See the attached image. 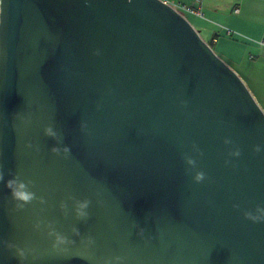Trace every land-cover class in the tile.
<instances>
[{
    "label": "water",
    "instance_id": "obj_1",
    "mask_svg": "<svg viewBox=\"0 0 264 264\" xmlns=\"http://www.w3.org/2000/svg\"><path fill=\"white\" fill-rule=\"evenodd\" d=\"M0 264H264V111L169 5L0 0Z\"/></svg>",
    "mask_w": 264,
    "mask_h": 264
},
{
    "label": "crops",
    "instance_id": "obj_2",
    "mask_svg": "<svg viewBox=\"0 0 264 264\" xmlns=\"http://www.w3.org/2000/svg\"><path fill=\"white\" fill-rule=\"evenodd\" d=\"M199 9L187 19L264 111V0H200Z\"/></svg>",
    "mask_w": 264,
    "mask_h": 264
},
{
    "label": "built area",
    "instance_id": "obj_3",
    "mask_svg": "<svg viewBox=\"0 0 264 264\" xmlns=\"http://www.w3.org/2000/svg\"><path fill=\"white\" fill-rule=\"evenodd\" d=\"M171 8H173L176 12L186 17L189 15H200L199 3L200 0H159ZM237 11V10H236Z\"/></svg>",
    "mask_w": 264,
    "mask_h": 264
},
{
    "label": "clouds",
    "instance_id": "obj_4",
    "mask_svg": "<svg viewBox=\"0 0 264 264\" xmlns=\"http://www.w3.org/2000/svg\"><path fill=\"white\" fill-rule=\"evenodd\" d=\"M46 134L53 135L54 133L52 132L51 129H45ZM238 155V153H236ZM189 164H193L194 161L189 160ZM197 181L203 179V174L202 173H197L196 176L194 177ZM6 186L12 190L13 185L15 184L17 190H12V195L14 199L23 201V202H28L30 199H32V194L23 191L26 188V185L23 182H19L16 180H8L5 182ZM85 205H81V207H84Z\"/></svg>",
    "mask_w": 264,
    "mask_h": 264
},
{
    "label": "trees",
    "instance_id": "obj_5",
    "mask_svg": "<svg viewBox=\"0 0 264 264\" xmlns=\"http://www.w3.org/2000/svg\"><path fill=\"white\" fill-rule=\"evenodd\" d=\"M209 45H210V46L212 45L211 41H210ZM211 47H212V46H211Z\"/></svg>",
    "mask_w": 264,
    "mask_h": 264
},
{
    "label": "rangeland",
    "instance_id": "obj_6",
    "mask_svg": "<svg viewBox=\"0 0 264 264\" xmlns=\"http://www.w3.org/2000/svg\"><path fill=\"white\" fill-rule=\"evenodd\" d=\"M188 17V16H187Z\"/></svg>",
    "mask_w": 264,
    "mask_h": 264
}]
</instances>
